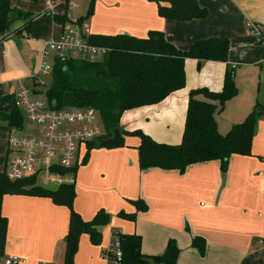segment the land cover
Here are the masks:
<instances>
[{"label":"crops","instance_id":"obj_1","mask_svg":"<svg viewBox=\"0 0 264 264\" xmlns=\"http://www.w3.org/2000/svg\"><path fill=\"white\" fill-rule=\"evenodd\" d=\"M10 2L33 18L30 30L24 28L26 20H18L0 36V105L4 98L13 97L20 82L33 83L45 43L63 33L64 24L54 16L82 18L90 0ZM199 4L207 9V17L178 21L160 16L158 0L95 1L93 14L85 20L92 34L143 38L159 30L181 50L209 38L230 43L228 62L186 59V86L158 104L124 112L121 128L140 129L156 141L180 144L190 91L202 87L221 91L229 66L235 67L238 94L216 113L219 132L225 134L242 122L256 104L264 107V42L246 25L247 21L264 25V0H199ZM197 98L206 100L201 94ZM11 131L0 113V173H5L11 159ZM139 144L138 136H125V146L120 148L82 145L72 170L73 208L84 220L105 209L111 220L101 228L99 245L87 234L80 237L74 264H105L102 255L112 247L109 240L116 233L140 235L147 255H162L169 240H175L180 250L177 264H264V113L256 123L252 155L233 154L225 172L219 160L192 164L183 173L141 169ZM136 199L144 200L148 210L137 212L135 221L120 217L121 211L136 212L132 202ZM2 214L8 219L4 257L19 256L25 264H63L69 207L49 197L6 194ZM195 237L206 240L204 255L193 247Z\"/></svg>","mask_w":264,"mask_h":264},{"label":"trees","instance_id":"obj_2","mask_svg":"<svg viewBox=\"0 0 264 264\" xmlns=\"http://www.w3.org/2000/svg\"><path fill=\"white\" fill-rule=\"evenodd\" d=\"M95 1L90 0L86 16L77 19L80 24L93 14ZM158 3L159 14L166 19L190 21L208 16L207 9L200 6L199 0H158ZM32 16L29 12L13 7L10 0H0V36L4 37L11 25L18 20H26L24 28L30 30ZM54 19L63 24L74 21L59 15H55ZM88 42L108 48L106 55L94 62L72 56L56 57L52 82L46 93L56 109L92 107L100 112L106 134L100 141L90 143V148H120L125 146V136H138L141 169L161 168L181 173L192 164L213 160H219L221 169L225 172L233 154L252 155L256 123L264 113V107L256 104L242 122L234 124L225 134L219 132L215 117L218 111L223 110L225 103L238 94L235 67L232 66L225 72L221 91H211L206 87L190 91L180 144L159 142L140 129L128 131L120 127L124 112L158 104L171 93L185 87L186 59L228 62L230 43L227 39L200 40L188 50H181L170 43L162 31L152 30L143 38L130 34L91 33ZM260 42H264V34L261 35ZM200 94L206 100L198 99ZM0 107L3 109L0 113L8 121L11 130L23 127L24 115L14 105L13 97L4 98ZM72 170L59 171L65 174ZM6 194L49 197L55 204L70 208L63 264H74L83 234H87L94 244L99 245L102 242L101 228L111 220V215L105 209H100L91 220H84L74 210L75 183H63L56 189H50L37 184L34 176L10 181L5 173H0V257L4 255L7 242L8 219L2 214V201ZM132 202L136 206V212L121 211L119 216L135 221L137 212L147 211L148 205L142 199ZM116 235L123 252L121 264H177L180 250L173 239L169 240L162 255H147L142 252L140 235ZM192 245L202 255L205 254L204 238L195 237Z\"/></svg>","mask_w":264,"mask_h":264},{"label":"built area","instance_id":"obj_3","mask_svg":"<svg viewBox=\"0 0 264 264\" xmlns=\"http://www.w3.org/2000/svg\"><path fill=\"white\" fill-rule=\"evenodd\" d=\"M70 4V7H74ZM249 31L261 37L264 25L247 21ZM88 24L77 20L63 25V33L58 40L45 43L38 70L33 75V85H18L13 93L14 105L20 109L28 122L37 126L36 135L17 134L13 129L8 136V150L11 156L5 170L10 181L34 176L40 178L46 186L73 183L74 179H65L59 170H72L78 163L82 145L96 143L106 134L105 125L97 109L92 107H66L56 109L47 96L35 98L32 94L47 86L46 78L53 71L56 57L74 55L87 61H99L108 48L88 42L90 35ZM52 54L54 60L51 64ZM115 243L103 253L107 264H121L123 252L119 237L114 234ZM19 256L0 257V264H25Z\"/></svg>","mask_w":264,"mask_h":264},{"label":"rangeland","instance_id":"obj_4","mask_svg":"<svg viewBox=\"0 0 264 264\" xmlns=\"http://www.w3.org/2000/svg\"><path fill=\"white\" fill-rule=\"evenodd\" d=\"M83 23H85V21H83ZM54 54H52V57H51V60L49 61L51 64L53 63V60H54V56H53ZM75 57L77 56V57H79L78 55H74ZM44 80H46V82H47V86H39V87H37V88H39L41 91H37V93L36 94H32L35 98H44L45 96H47V93H46V91H47V88L51 85V82H52V73L50 74V75H48L46 78H43ZM24 84H26L27 86H32L33 85V83L31 82V81H29V80H26L25 82H24ZM186 86V85H185ZM183 89V88H182ZM64 108H66V107H64ZM99 112V111H98ZM100 113V112H99ZM121 127V126H120ZM36 129H37V126L36 125H34V124H32V123H30V122H28V120L26 119H24V121H23V127L21 128V129H18L17 130V134H25V135H36L37 133H36ZM123 129V128H122ZM125 130V129H124ZM104 148V147H103ZM108 149V148H107ZM85 151V150H84ZM64 171V170H63ZM66 171V170H65ZM62 175H64V174H62ZM64 178L65 179H67V180H69L70 178H73L74 179V181H75V173H73V172H67V173H65V176H64ZM36 183L37 184H39V185H42V186H44V187H47V188H50V189H56V188H58L59 186H57V185H49V186H46L45 184H43L42 183V180L40 179V178H38V180H36ZM110 242L109 243H111V245H112V247H113V245H114V243H115V240H114V235H112L111 237H110V240H109ZM107 248V249H114V248ZM104 262H105V264H107L106 263V261L105 260H103ZM104 262H102V263H104Z\"/></svg>","mask_w":264,"mask_h":264}]
</instances>
